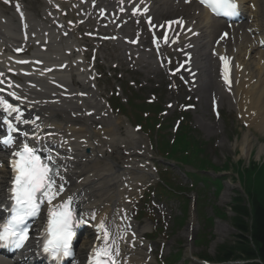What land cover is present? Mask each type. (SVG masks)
<instances>
[{"label": "snow or ice", "instance_id": "1", "mask_svg": "<svg viewBox=\"0 0 264 264\" xmlns=\"http://www.w3.org/2000/svg\"><path fill=\"white\" fill-rule=\"evenodd\" d=\"M201 2L203 3L204 0H201ZM211 7L217 15L232 16L237 14L238 6L234 0H212ZM224 35H227V33ZM163 38L167 41V36ZM225 67L227 69V62ZM9 95L13 96L14 99H19L14 93H9ZM0 105H3L9 114L16 113L14 117L16 122H29L23 119L21 110L7 100L0 98ZM5 123L9 127H13L12 121L6 120ZM15 131L19 132L20 129L16 128ZM23 135L27 136L28 134L23 133ZM0 143L11 147L14 140L9 137L0 141ZM11 167L14 176L9 192L13 206L10 218L6 223L0 225V243H9L17 248L23 247L29 238L28 221L36 218L40 213L41 205L47 202L50 207L46 227L47 240L44 243L43 251L55 261L71 256L73 254L71 240L74 235L73 228L76 220L70 207V200L53 205V201L64 191V187L62 184L56 185L50 164L43 163L35 150L24 144L22 150L13 152ZM99 228L103 233L104 246L93 249L89 264H117L115 257L119 256V249L118 247L113 249L109 245L112 237L104 222L100 223Z\"/></svg>", "mask_w": 264, "mask_h": 264}, {"label": "bare ground", "instance_id": "2", "mask_svg": "<svg viewBox=\"0 0 264 264\" xmlns=\"http://www.w3.org/2000/svg\"><path fill=\"white\" fill-rule=\"evenodd\" d=\"M38 1L44 5L43 0H38ZM169 1L170 0H160V1L155 0L154 8L157 9V15L162 20L163 19H174L179 16L187 18V25L184 28L178 27L175 23L173 24L174 29H175L174 31L175 34L180 35V38L178 41L175 42V45L182 47L185 42L194 43L195 44V48L193 49L194 69H197L199 72H202V73H204L205 71H210L207 75V77L209 78V82L215 88L218 94H220L219 96H221L222 100L226 103L229 109L239 110V108L243 105V97L250 98L251 101H253V106H254L256 115L259 117V118L251 119V125L255 128L264 127V63L261 64V58L263 54L254 53V52H252V54H249V55L247 54V51L245 50L244 45L245 43L248 42L247 40L249 37L248 35H242L241 42L239 40V37L237 36L235 39L236 44L234 45H231L230 42L227 41L225 45L226 52L230 55L235 56V60L238 61L240 65H243V70H238V69L235 70L236 80L239 79L240 82L238 84L235 83L233 87L234 97H229L227 93L224 91H223L224 93L222 92L220 93V90L217 87L218 80L214 76V73H215L214 60H213L212 55H210L211 51L209 55H207L206 53L207 46L210 45L212 48L213 42L217 38V37H214L213 29L218 28V27L213 22L209 21L202 13H200L199 15L193 14L194 15L193 16L191 15L190 11L195 12L196 10H190L187 8L180 10L179 8L170 5ZM263 4L264 3L262 2V5H259L256 2L255 5L257 6L258 11L264 12ZM35 6H37L39 11H41L42 7H40L37 4V1H36ZM29 11L32 12V13H29L30 20L35 23L39 17L38 11H36L35 9H30ZM1 17L7 18L5 16L4 9H0V18ZM47 18H49V20L57 19L56 17H49V16H47ZM14 20H15L14 17L11 16L10 19H7V23L5 24L0 19V50L2 49L3 44L6 41L4 29L7 32V28L14 25ZM36 28L39 31L49 30V34H47L46 37L49 40V42L47 43V48H50V50L51 49L58 50V47H55L56 45H59L62 48L61 53L64 52V49L68 48L66 47V45H69V44L67 43L66 37L64 36V31L61 30L60 28L57 27L58 28L57 30L56 28L53 27V25H50L49 22H47V24L44 26L38 23L35 26V29ZM207 31H211L212 34L211 36H209V40L206 43H204L203 39L207 38L206 36ZM196 32H198V34L200 33L199 37L195 36ZM7 34H8V37H10V33L7 32ZM162 48L164 52L175 55V53L173 52V46L163 45ZM71 53H72V49H70V51L66 54L68 59L70 58ZM75 63L76 62H74L73 64ZM67 66H68L67 70H69V62L67 63ZM142 67H145L146 69L145 71L148 70V72H151L153 74L156 73V71H154V68L152 67L150 63ZM38 86L40 87L41 92H44L47 90V85L43 81H39ZM206 86H201V89L206 88ZM245 87L247 89H245ZM197 92L198 91L196 90V93ZM197 94H198L197 97H199L200 94L199 93ZM235 98L236 100H233ZM38 108L41 110L42 123H45V119H47L49 112L45 108L44 104L39 103ZM197 118L201 123H204L202 120L203 118L202 114H199ZM78 126H80V129H84L85 123L81 122L78 124ZM217 126L219 125H216V127ZM210 131L211 130H208V132ZM77 132H82V131L77 130ZM250 134L245 133L243 135V143L248 144V150L245 152L246 155L250 154V150L252 147V142L250 140L251 139ZM47 139H49V137H47ZM52 144L54 145V142H52ZM97 152H100V151H97ZM261 152H264V145L259 147V153ZM246 155L245 157L248 158ZM85 171L86 173H85L84 182H93L98 189L111 190L110 182L116 183L114 175H110L109 177L108 175L100 173L98 169V164L90 163L88 165V169H86Z\"/></svg>", "mask_w": 264, "mask_h": 264}, {"label": "rangeland", "instance_id": "3", "mask_svg": "<svg viewBox=\"0 0 264 264\" xmlns=\"http://www.w3.org/2000/svg\"><path fill=\"white\" fill-rule=\"evenodd\" d=\"M134 75L132 77V81L135 82L133 88H137L139 90V92L142 93V95H144L145 97H148L149 93L155 91L153 89L155 87L154 86L155 82L154 83L153 82H147V81H145V78L143 76L140 75V76H137L135 78ZM144 84H147V85L144 88H142V90L140 91L141 85H144ZM159 90L160 89H158L157 91H159ZM166 96L167 95L163 93V96L160 97V99L158 101V104H162L163 106H166L167 101H171L170 98H168ZM140 103H142V102H140ZM226 114H229V113H225V115ZM209 118H211V117L209 116ZM227 118H229V117H227ZM224 129H228L227 124L224 125ZM232 130L233 131L234 130L237 131V129L235 127H233ZM232 130H229L226 133L225 132L222 133L221 136L223 137L224 142L219 145V148L218 149L214 148V144H216L215 142H211V143L205 142V145L204 144L202 145L203 148L207 150V153H209V150L210 151H213V152H217V153L220 152L221 156H227V157H229L231 159L232 163H234L233 162V161H235L234 158L237 159L238 155H237V153H234V151L232 150V148L229 147V143H228V140L231 139L230 133H232ZM156 133H157V131H153V133H152V138H151L152 143L155 142ZM221 136H218V138L221 139ZM214 158L215 157L213 156V160H214ZM215 159L217 160V162H221L220 161L221 160V157L220 156L216 157ZM224 161H226V160H224ZM224 161L220 165H222L224 163ZM245 163H247V160H245ZM192 172H199V171L195 168V169L192 170ZM183 180H184V182L186 181V179H183ZM226 183H231L232 184L233 182H230V181L227 180ZM233 184H235V182ZM236 184H237V182H236ZM201 234H202V228L200 230V235ZM221 234H222L221 239L219 238V241L218 242H220V243H227V244L230 243L229 241L232 240V235L228 234L223 229L220 230V235ZM209 244H210V246L211 245L215 246V240H212ZM208 252H210L209 249H208ZM212 252L213 251H211L210 254H212Z\"/></svg>", "mask_w": 264, "mask_h": 264}, {"label": "trees", "instance_id": "4", "mask_svg": "<svg viewBox=\"0 0 264 264\" xmlns=\"http://www.w3.org/2000/svg\"><path fill=\"white\" fill-rule=\"evenodd\" d=\"M264 202V201H263ZM260 210V211H259ZM239 227L244 231L248 232V224L241 220ZM251 235L253 237L254 247L251 245L246 237H241V246L245 250L246 256L254 257L258 256L264 264V209H257L254 215L253 226L251 227ZM258 264V263H255Z\"/></svg>", "mask_w": 264, "mask_h": 264}]
</instances>
